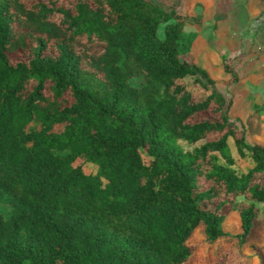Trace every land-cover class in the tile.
I'll return each mask as SVG.
<instances>
[{
    "label": "trees",
    "instance_id": "1",
    "mask_svg": "<svg viewBox=\"0 0 264 264\" xmlns=\"http://www.w3.org/2000/svg\"><path fill=\"white\" fill-rule=\"evenodd\" d=\"M185 1L0 0V264H264L250 49L204 64Z\"/></svg>",
    "mask_w": 264,
    "mask_h": 264
},
{
    "label": "rangeland",
    "instance_id": "2",
    "mask_svg": "<svg viewBox=\"0 0 264 264\" xmlns=\"http://www.w3.org/2000/svg\"><path fill=\"white\" fill-rule=\"evenodd\" d=\"M158 2L160 5H166L168 0H152ZM214 0H186L185 6L189 9V14L200 15L199 23L193 25H186L185 28L188 30H194L198 33L199 41H203L201 38L206 37L208 44L220 30L223 34L234 40L239 37L241 41V47L243 49L249 50L250 53L245 55V60L247 64H251L255 58V54L259 53L257 58V65L251 66L253 68L254 78L246 80L239 87L248 93V99L250 102H260L264 110V0H230V4L227 6L224 12L223 18L214 20L212 17V2ZM157 37L161 38L163 36V24L159 23L156 28ZM230 44V43H229ZM231 50L232 46H226V43L219 45V53H226L227 50ZM261 62L258 64V62ZM248 67V66H247ZM263 68V69H262ZM263 71V72H262ZM261 76V77H259ZM258 77V78H257ZM141 77H133L130 79L132 84H138ZM251 122V121H250ZM35 124L31 122L27 128L34 127ZM58 126H56L57 128ZM255 121L252 120L250 123V131H254ZM200 142V141H198ZM229 149L231 156L233 157V167L237 170H245L250 166V159L245 157H240L234 147L231 138H228ZM179 144L184 148H189L191 145L179 140ZM85 172H94L95 166L91 163L85 162L82 165ZM237 200L243 199L242 196L236 197ZM259 208L262 207V203H257ZM227 206L221 207V212H226ZM9 206L5 203L0 202V213L4 216L8 215ZM235 214L231 212L230 217L234 219ZM262 214L257 215V229H256V239H259L264 227L261 225ZM220 245V244H219ZM213 245V249H215ZM199 249V248H198ZM247 252H252L251 249H247ZM196 257L192 259V264H210L215 257L210 253L209 246H204L197 251ZM194 260V261H193ZM257 264V262H253Z\"/></svg>",
    "mask_w": 264,
    "mask_h": 264
},
{
    "label": "crops",
    "instance_id": "3",
    "mask_svg": "<svg viewBox=\"0 0 264 264\" xmlns=\"http://www.w3.org/2000/svg\"><path fill=\"white\" fill-rule=\"evenodd\" d=\"M193 24H195V23H186L184 25V29L185 30H188V29L185 28V26L186 25H193ZM188 31H192L194 33L193 44H194V46L196 48V51L202 57L204 64H206V65H209V64H212V63H216L217 62V60H218V53H219V50H218L219 49V45H221L222 43H226V46H229L230 45V46L233 47L231 50H229V47H228L227 52L234 50L237 47V44H238V39L237 38H235L234 40L230 39L226 35L227 33L223 34V31L222 30L219 31V33L217 34V36H215V38L213 39V41H211V39H210V41H209L210 43L209 44L207 42L206 37H202L201 39L203 41H199V39H198L199 36H198V33L197 32H195L194 30H188ZM259 63H261V62L259 61L258 64ZM250 65L251 66H255L257 64H254V62H252ZM250 103L251 102H250V100L247 97L246 98V102H245L244 105L247 108H250L249 107V104ZM256 103L261 105L260 102H256ZM257 119L262 120V122L260 124H258L257 121H259V120H255V122H256V124H255V130L256 131L255 132L257 134L254 135V138L256 140L261 141V142L264 143V110H263V108L258 113V118Z\"/></svg>",
    "mask_w": 264,
    "mask_h": 264
}]
</instances>
